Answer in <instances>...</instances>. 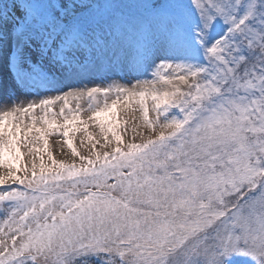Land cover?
<instances>
[{"label": "snow or ice", "instance_id": "6c2138e0", "mask_svg": "<svg viewBox=\"0 0 264 264\" xmlns=\"http://www.w3.org/2000/svg\"><path fill=\"white\" fill-rule=\"evenodd\" d=\"M0 101V264H264V0H0Z\"/></svg>", "mask_w": 264, "mask_h": 264}, {"label": "rangeland", "instance_id": "374dc122", "mask_svg": "<svg viewBox=\"0 0 264 264\" xmlns=\"http://www.w3.org/2000/svg\"><path fill=\"white\" fill-rule=\"evenodd\" d=\"M103 86V85H101ZM112 99H115V96H109L108 99H107V103H111V100ZM28 100H30L29 97L27 98H23V102H28ZM88 103L89 101L85 98V99H82L80 101V106L82 109H87L88 107ZM95 107L93 108V110H96V108H100V107H103L104 106V103H105V100L102 96H98L97 97V100L93 102ZM151 102L149 101V104ZM54 107V110L58 113L59 110H60V104H56L53 106ZM71 107L75 108L76 107V102L75 101H72L71 102ZM36 116L39 117L40 115H42L43 113H41L39 110L36 111ZM66 114L67 111H66ZM91 115V112L89 111H82L81 112V117L83 119H87L89 116ZM120 115L121 116H125V112L123 111V104L121 103L120 105ZM135 115L137 118H139V112L137 111L136 113H132V112H128L126 114V117L129 121V124H128V127L131 128L132 124H133V120H132V116ZM150 116H153L154 114L153 113H149ZM51 119V116L49 117ZM57 120H60L59 117H57ZM62 123V120L60 121ZM136 122H139L138 120ZM24 123L27 124L29 123V120H28V117L25 116L24 118ZM37 126H40V123L38 121L37 123ZM89 131L92 132L93 134H96L98 132V129H96L95 127L91 126L90 125V128H89ZM121 132L123 133L124 132V129L121 128ZM139 132H144L145 136L149 135L148 131L144 128H140L138 129V133ZM83 136V133H77L75 136H74V143L76 144V147L77 149L81 152V154L83 155H87L88 154V149L84 146L81 145V138ZM132 136V133L131 131L127 132V134L125 135V140L127 141L130 137ZM49 145H50V149L51 151L53 152V155L55 156L56 159H63V160H66L68 162H71L73 157L71 155V152L69 149H67L66 147H64L62 145V137L59 136V135H52V136H49ZM142 139V137L137 134L136 135V142H139L140 140ZM60 142V143H58ZM90 147V146H89ZM97 149L99 151H104L105 149L101 148L99 145H97ZM22 152L25 153V156L23 158V163L26 164L29 168H31V161H32V156L28 155L27 154V148H23L22 147ZM110 150V149H109ZM45 160L47 161V157L45 156ZM78 162V161H77ZM36 163L39 164V160L37 159L36 160ZM5 231H7V229H5ZM0 239H3V236L0 235Z\"/></svg>", "mask_w": 264, "mask_h": 264}, {"label": "bare ground", "instance_id": "6f19581e", "mask_svg": "<svg viewBox=\"0 0 264 264\" xmlns=\"http://www.w3.org/2000/svg\"><path fill=\"white\" fill-rule=\"evenodd\" d=\"M18 95H21V100L23 101V96H22V94H18ZM30 99H36L35 97H29ZM17 103H20V101H17ZM25 103H27V102H25ZM4 104H3V102L2 101H0V110H3V108H4ZM37 111V110H36Z\"/></svg>", "mask_w": 264, "mask_h": 264}]
</instances>
